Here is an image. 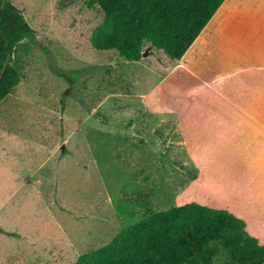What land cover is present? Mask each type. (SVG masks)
I'll return each instance as SVG.
<instances>
[{"label": "rangeland", "instance_id": "1", "mask_svg": "<svg viewBox=\"0 0 264 264\" xmlns=\"http://www.w3.org/2000/svg\"><path fill=\"white\" fill-rule=\"evenodd\" d=\"M10 1L35 42L18 47L22 78L0 104V128L7 122L44 133L62 160L54 218L41 211L18 227L11 221L15 227L5 230L24 231L16 239L0 229V264H75L151 212L203 204L197 167L210 159L190 155L219 143L204 138L202 128L199 148L188 139L195 121L187 72L171 74L174 61L148 46L140 62L94 49L92 34L104 15L90 0ZM208 254L226 264L217 249Z\"/></svg>", "mask_w": 264, "mask_h": 264}, {"label": "crops", "instance_id": "2", "mask_svg": "<svg viewBox=\"0 0 264 264\" xmlns=\"http://www.w3.org/2000/svg\"><path fill=\"white\" fill-rule=\"evenodd\" d=\"M170 69L187 72L193 105L188 115L195 121L187 127L191 145L199 148L200 128L204 138L219 143L190 155L191 161L210 159L204 167L195 163L205 195L199 204L230 212L264 246V0H225ZM0 151V229L16 239L23 230L3 227H18L41 211L54 218L51 201L62 158L53 154L44 133L30 134L7 122L0 128ZM11 221L14 226H8Z\"/></svg>", "mask_w": 264, "mask_h": 264}, {"label": "trees", "instance_id": "3", "mask_svg": "<svg viewBox=\"0 0 264 264\" xmlns=\"http://www.w3.org/2000/svg\"><path fill=\"white\" fill-rule=\"evenodd\" d=\"M225 0H90L103 12L92 34L98 51H116L128 62L143 57L144 48L162 51L172 61L183 58ZM0 0V104L22 78L18 47L35 42V31L11 3ZM217 249L226 264H263L264 246L245 223L226 210L189 203L151 212L120 232L108 245L85 253L75 264H217ZM249 257V258H248Z\"/></svg>", "mask_w": 264, "mask_h": 264}, {"label": "water", "instance_id": "4", "mask_svg": "<svg viewBox=\"0 0 264 264\" xmlns=\"http://www.w3.org/2000/svg\"><path fill=\"white\" fill-rule=\"evenodd\" d=\"M4 7H5V0H4V3L2 5V8H4ZM146 56H147L146 54H143V57H146ZM11 60H12V54L9 53L8 56H7L6 62L4 64V66H3V69L0 72V81L3 78L4 73H5L6 69H7V67L10 65Z\"/></svg>", "mask_w": 264, "mask_h": 264}]
</instances>
